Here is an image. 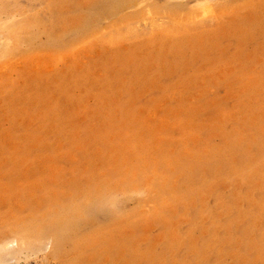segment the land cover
<instances>
[{
	"label": "rangeland",
	"instance_id": "rangeland-1",
	"mask_svg": "<svg viewBox=\"0 0 264 264\" xmlns=\"http://www.w3.org/2000/svg\"><path fill=\"white\" fill-rule=\"evenodd\" d=\"M0 264H264V0H0Z\"/></svg>",
	"mask_w": 264,
	"mask_h": 264
}]
</instances>
